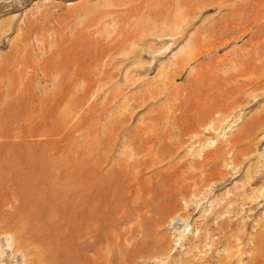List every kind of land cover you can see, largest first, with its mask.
Wrapping results in <instances>:
<instances>
[{"label": "rangeland", "instance_id": "rangeland-1", "mask_svg": "<svg viewBox=\"0 0 264 264\" xmlns=\"http://www.w3.org/2000/svg\"><path fill=\"white\" fill-rule=\"evenodd\" d=\"M194 86L174 120L167 87L172 100ZM124 148L196 165L206 180L178 201L189 218L164 219L165 261L264 264V0H0V189L11 203L65 183L76 163L93 182L113 176L117 197ZM225 217L230 249L205 241L189 254L198 225ZM8 243L0 236V264H24Z\"/></svg>", "mask_w": 264, "mask_h": 264}, {"label": "bare ground", "instance_id": "bare-ground-1", "mask_svg": "<svg viewBox=\"0 0 264 264\" xmlns=\"http://www.w3.org/2000/svg\"><path fill=\"white\" fill-rule=\"evenodd\" d=\"M212 78V74H205L200 80L202 84L212 86ZM167 88L166 94L174 107L171 116L178 120L180 115L175 112L192 103V98L197 95L195 86L187 90L183 99L172 100V90ZM141 142L145 149L155 146L154 141L148 143L143 139ZM134 144L141 146L137 139ZM121 146L126 148L127 141L121 140ZM125 148V156L118 163V173L127 178L119 187L121 192L117 197H114L113 176L93 182L90 177L96 172L91 175L89 169L77 163L71 167L68 181L64 183L61 174L55 178L54 188L41 193L32 202L23 199L19 205H13L9 191L5 185L1 187L0 236H11L8 245L14 254L22 255L24 264H138L140 259H158L163 261L162 264H173L175 259L165 261L174 247L162 231L164 219L189 218L190 212L178 201L189 193L201 192V183L206 180L195 170L198 169L196 165L193 171H185L176 164L167 167L158 164L150 155L141 158L135 148L127 156ZM93 159V156L89 157L90 163ZM152 168L154 173L145 177L142 171ZM137 215L141 219L131 223ZM213 221L208 218L198 225L201 228L189 240L188 253L201 249L205 241L214 247L223 244L225 250L226 247L230 249L232 237L236 235L234 224L228 217L222 218L217 225ZM179 231L173 232V236L186 234L182 232L184 230ZM218 233L222 236L215 239ZM178 264H193V261L180 260Z\"/></svg>", "mask_w": 264, "mask_h": 264}]
</instances>
